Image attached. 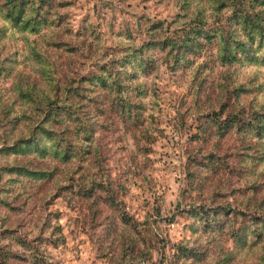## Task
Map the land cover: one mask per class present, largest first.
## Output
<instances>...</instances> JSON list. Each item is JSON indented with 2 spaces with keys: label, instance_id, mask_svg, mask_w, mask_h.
<instances>
[{
  "label": "rangeland",
  "instance_id": "374dc122",
  "mask_svg": "<svg viewBox=\"0 0 264 264\" xmlns=\"http://www.w3.org/2000/svg\"><path fill=\"white\" fill-rule=\"evenodd\" d=\"M58 10L60 25L43 27L37 34L14 32L5 22L0 66L8 58L15 62L10 75L0 73V147L7 136L12 142L28 132L24 122L10 124L23 102L14 88L17 70L27 76V83L37 81L45 86L42 67L27 40L46 54L53 76L62 85L72 76H96L100 65L118 55L123 46L147 38L149 22L157 20L172 26L181 14L177 0H64ZM3 22L0 16V25ZM88 29L92 36L87 34ZM53 39L67 40L69 49L55 48ZM216 52V44H208L200 53L189 55L188 61L173 66L164 62L161 51H150L155 67L148 75L140 74L135 79L146 91L140 95L142 123L130 126L129 121H121L108 109L105 116L99 115L102 124L96 125L95 136H100L106 153L111 187L118 204L136 221L137 229L127 231L116 210L104 200L91 204L72 193L68 185L71 179L65 176L56 182H17L8 189L7 175L1 170L0 200L6 196L15 207L0 204V217L5 219L0 220V226L14 227L28 237L40 236V250L52 264H215L212 259L221 258L220 250L233 249L231 238L223 234L208 242L212 235L200 232L195 242L197 231L190 227L193 217L183 209L199 203L230 202L254 211L259 209L256 202L260 194L252 192L250 179L264 180L262 173H250L237 161V152L242 150L240 133L232 130L217 136L201 131L206 114L219 110L223 100L228 101L224 96L229 93L224 92L223 86L244 84L249 88L236 101L243 106L241 109L247 111L252 102L258 106L264 103L260 51L257 57H243L231 64H222ZM227 104L222 116L238 107L233 101ZM210 150L219 154L225 165L211 173L204 171L203 181L189 185L188 161L193 157L202 160ZM11 158L0 153V167ZM55 164L60 171L63 164ZM75 164H82L89 172L97 171L86 161L77 160ZM63 182L66 189L59 193L58 186ZM18 191L21 194L16 195ZM248 195L253 203L244 204ZM4 234L0 231V243L10 242ZM132 235L137 238L133 246L128 239ZM184 240L208 250L207 257L187 261L178 258L174 244ZM258 253L259 249L246 247L233 254L227 264H257Z\"/></svg>",
  "mask_w": 264,
  "mask_h": 264
},
{
  "label": "trees",
  "instance_id": "16d2710c",
  "mask_svg": "<svg viewBox=\"0 0 264 264\" xmlns=\"http://www.w3.org/2000/svg\"><path fill=\"white\" fill-rule=\"evenodd\" d=\"M177 1L181 14L170 24L172 26H165L164 22L157 20L149 22L147 38L138 44L123 46L118 55L100 65L96 76H72L61 85L52 74L46 54L32 40L26 41L42 67L45 86L37 81L27 83L24 78L27 76L22 75L20 70L14 75V88L23 102L10 124L24 122L28 132L26 135L19 134L12 142L8 141V136L2 140L0 153L13 157L0 167L1 174L7 175L10 184L8 189L15 187L17 182H56L65 176V179H71L68 185L72 193L82 196L91 204L98 199L104 200L116 210L127 231L137 229L136 221L118 204L117 194L111 187L112 175L107 170L106 153L100 136H95L96 125L100 123L99 115L105 116L108 109L117 114L121 121H129L130 126L142 123L140 95L146 91L135 79L140 74L148 75L155 67V58L150 53L155 49L163 53L166 64L173 66L188 61L189 55L200 53L213 43L217 47V59L222 64H231L243 57H257L259 51L260 60L264 63V0ZM63 5L64 0H0V16L4 20L0 25V41L5 37V22L14 32L32 34L39 33L43 27L60 25L58 9ZM87 34L92 36L89 29ZM52 45L65 50L70 46L63 39H53ZM13 62L14 58L6 59L4 65L0 66V73L10 75ZM222 89L229 93L224 96L228 101L223 100L219 110L206 114V123H201V131L217 136L232 130L240 133L242 150L237 152V161L250 173H262L264 176V103L258 106L252 100L246 111L236 101L248 92V87L237 84L230 88L223 86ZM229 101L235 102L238 107L230 108L222 116ZM48 157L51 158L48 160ZM202 158L198 160L193 157L187 163V179L191 186L204 180V171L211 173L225 165L222 157L212 150L203 154ZM77 160L86 161L97 171L89 172L82 164L76 166ZM55 161L63 164L60 171ZM250 180L252 192L260 194L256 202L259 209L250 211L244 207L245 203H253L251 194L244 198L241 208L239 204L225 202L210 205L199 203L183 209L193 217L190 227L197 231L195 242L200 232L212 235L207 239L208 242L223 234L231 238L233 249L220 250L221 258L212 259L215 264H227L233 254L246 247L259 249L257 264H264V180L260 182L255 177ZM66 186L65 182L61 183L58 186L59 193ZM1 192L4 194L5 191ZM15 194L14 199L17 197ZM11 201L4 196L0 204L15 207ZM23 203L26 205L25 200ZM1 219L5 220L4 216ZM56 227L60 225L56 224ZM0 231L11 239L10 242L0 243V264H18L19 261H26V264H52L40 250V236L28 237L18 233L14 227L2 228V225ZM128 239L131 246L137 243L134 235ZM174 246L178 258L183 261L189 258L204 260L208 254V250L201 249L190 240L179 241Z\"/></svg>",
  "mask_w": 264,
  "mask_h": 264
}]
</instances>
